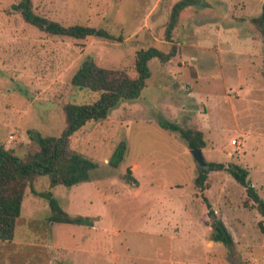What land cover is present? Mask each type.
Masks as SVG:
<instances>
[{
  "label": "rangeland",
  "instance_id": "1",
  "mask_svg": "<svg viewBox=\"0 0 264 264\" xmlns=\"http://www.w3.org/2000/svg\"><path fill=\"white\" fill-rule=\"evenodd\" d=\"M13 1L0 0V144L21 158L37 147L31 132L61 133L63 104L98 98L71 84L80 66L92 60L133 75L138 49L173 54L149 60L137 99L72 135L71 147L98 163L88 181L50 187L47 176L34 177L17 222L22 244L0 243V264H23L31 248L45 249V257L50 249L53 264H264L257 226L264 218L243 206L244 189L225 169L202 194L237 244L230 254L223 243L206 245L211 225L199 218L198 164L178 133L159 123L202 130L205 160L247 168L264 198V36L253 21L264 0H199L180 12L168 40L177 0H31L48 19L104 27L121 41L48 35L10 12ZM120 141L126 150L114 168L108 159ZM128 168L133 181L125 179ZM48 191L69 214L92 217L93 226L49 223L47 199L38 194Z\"/></svg>",
  "mask_w": 264,
  "mask_h": 264
},
{
  "label": "trees",
  "instance_id": "2",
  "mask_svg": "<svg viewBox=\"0 0 264 264\" xmlns=\"http://www.w3.org/2000/svg\"><path fill=\"white\" fill-rule=\"evenodd\" d=\"M199 0H177L171 7L168 22L165 27V37L168 40L178 23L180 12L197 4ZM17 13L27 23L36 26L48 35L69 36L74 39L94 37L111 41H121V35H114L104 27L83 24L63 25L58 21L48 19L33 9L31 0H14L9 9ZM253 21L264 36V1L262 10ZM172 51L163 52L154 46L140 48L136 51L131 75L125 69H113L99 66L94 61H88L80 66L71 77V84L98 93V98L84 103L67 102L62 105L65 125L58 136L31 132L36 143V149L29 152L25 158L15 154L12 148L0 144V242H11L17 232V220L21 215V206L25 197V189L36 176H47L50 187L55 185L72 186L88 181L91 172L96 170L98 163L91 156L71 147V137L82 126L90 121H102L108 117L111 109L121 101L137 99L150 76L149 60L157 57L164 61L172 55ZM170 131L178 133L179 137L191 148H203L206 145L204 133L199 129L180 127L178 123L169 120L159 122ZM126 150V143L120 141L108 159L111 167L117 168ZM205 167H197L194 186L197 197L205 205L200 215L201 220L212 226L211 240L225 245L233 243L231 232L211 209L206 196L202 192L209 187L210 177L222 170H227L235 181L244 188V207L255 208L264 218V198L248 179V170L240 164L205 161ZM125 179L133 181L131 170L127 169ZM32 188V187H31ZM32 191H34L32 189ZM48 202L49 222L73 225H93V218L84 215H71L66 212L51 192L38 193ZM257 226L264 233V221L259 220Z\"/></svg>",
  "mask_w": 264,
  "mask_h": 264
},
{
  "label": "crops",
  "instance_id": "3",
  "mask_svg": "<svg viewBox=\"0 0 264 264\" xmlns=\"http://www.w3.org/2000/svg\"><path fill=\"white\" fill-rule=\"evenodd\" d=\"M200 130V129H199ZM202 131V130H201ZM203 132V131H202ZM206 146V145H205ZM204 148V147H203ZM203 148H201V150L203 151ZM189 149V148H188ZM228 154V156H231V153L230 152H228L227 153ZM203 155V154H202ZM203 158H204V156H203ZM204 161H206L205 160V158H204ZM207 162H209V161H207ZM212 162H214V161H212ZM229 165H230V163H228ZM199 166V165H198ZM197 166V167H198ZM200 167V166H199ZM197 169V168H196ZM223 171H225V170H222V171H219L218 173H221V172H223ZM196 172H197V170H196ZM226 172L229 174V172L226 170ZM217 173V174H218ZM224 174H226V173H224ZM252 185V184H251ZM244 189V188H243ZM211 209H213L212 207H211ZM253 209H255V208H253ZM49 216V214L47 215V217ZM20 217H21V215H20ZM19 217V218H20ZM46 217V218H47ZM200 218V217H199ZM48 220V219H47ZM17 222H18V220H17ZM49 223H51V224H55V223H52V222H49ZM210 223H208L207 225H209ZM227 224V222L225 223V225ZM211 225V224H210ZM93 226V225H92ZM210 227V230L212 231V226H209ZM211 231H210V234L208 235V239H207V243H206V245L207 246H209V247H213V240H211ZM229 231H230V229H229ZM16 234H17V232H16ZM15 234V237H14V239L11 241V243H13V245L15 246V248H17L18 246H20V244H22L21 242H20V239H17L16 238V235ZM31 240H35V239H31ZM238 240V239H237ZM37 242V241H36ZM233 242H234V240H233ZM0 243H9V242H0ZM24 244H29L30 243V245H35V246H38L39 244L38 243H34L33 241H31V242H28V241H26V240H24V242H23ZM217 243H220V242H217ZM237 243H231V244H228L227 245V249H228V254H230V253H232V246L234 245H236ZM225 245V244H224ZM51 246H52V243H51ZM28 250H31L29 253L30 254H27V255H21L20 257H22V259H21V261H23L25 258H24V256L25 257H28L27 258V260H24L25 262L23 263V264H53V258H54V254H53V252H52V254H51V252H50V249H47V255H46V257L44 256V252H45V249H28ZM33 250V251H32ZM83 251H86V249L85 250H83ZM26 252H28V251H26ZM100 253H101V251H99ZM14 254V253H13ZM41 258H43L42 260H47V262L45 263L44 261H41ZM49 259V260H48ZM22 264V263H21Z\"/></svg>",
  "mask_w": 264,
  "mask_h": 264
},
{
  "label": "water",
  "instance_id": "4",
  "mask_svg": "<svg viewBox=\"0 0 264 264\" xmlns=\"http://www.w3.org/2000/svg\"><path fill=\"white\" fill-rule=\"evenodd\" d=\"M189 152L191 153V155L193 156L194 160L197 162V164L200 167H205V161L202 155V150L201 148H191L189 149Z\"/></svg>",
  "mask_w": 264,
  "mask_h": 264
},
{
  "label": "built area",
  "instance_id": "5",
  "mask_svg": "<svg viewBox=\"0 0 264 264\" xmlns=\"http://www.w3.org/2000/svg\"><path fill=\"white\" fill-rule=\"evenodd\" d=\"M232 143H233V144H235V143H236V140H235V139H233V140H232Z\"/></svg>",
  "mask_w": 264,
  "mask_h": 264
}]
</instances>
